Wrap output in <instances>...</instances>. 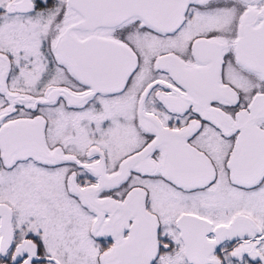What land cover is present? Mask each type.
Returning a JSON list of instances; mask_svg holds the SVG:
<instances>
[{"label":"snow or ice","instance_id":"6c2138e0","mask_svg":"<svg viewBox=\"0 0 264 264\" xmlns=\"http://www.w3.org/2000/svg\"><path fill=\"white\" fill-rule=\"evenodd\" d=\"M0 264H264V0H0Z\"/></svg>","mask_w":264,"mask_h":264}]
</instances>
